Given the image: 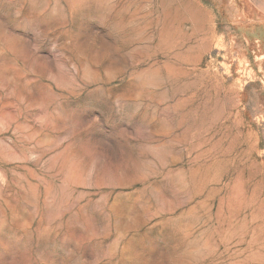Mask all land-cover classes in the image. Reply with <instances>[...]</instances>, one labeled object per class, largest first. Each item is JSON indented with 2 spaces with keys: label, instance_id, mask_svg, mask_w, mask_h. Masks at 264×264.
Listing matches in <instances>:
<instances>
[{
  "label": "rangeland",
  "instance_id": "1",
  "mask_svg": "<svg viewBox=\"0 0 264 264\" xmlns=\"http://www.w3.org/2000/svg\"><path fill=\"white\" fill-rule=\"evenodd\" d=\"M0 264H264V0H0Z\"/></svg>",
  "mask_w": 264,
  "mask_h": 264
}]
</instances>
